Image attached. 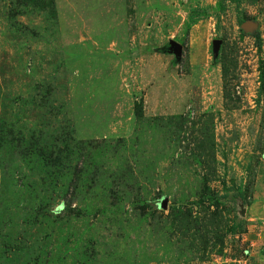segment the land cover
Returning a JSON list of instances; mask_svg holds the SVG:
<instances>
[{
	"label": "rangeland",
	"instance_id": "rangeland-1",
	"mask_svg": "<svg viewBox=\"0 0 264 264\" xmlns=\"http://www.w3.org/2000/svg\"><path fill=\"white\" fill-rule=\"evenodd\" d=\"M0 264H264V0H0Z\"/></svg>",
	"mask_w": 264,
	"mask_h": 264
},
{
	"label": "trees",
	"instance_id": "trees-1",
	"mask_svg": "<svg viewBox=\"0 0 264 264\" xmlns=\"http://www.w3.org/2000/svg\"><path fill=\"white\" fill-rule=\"evenodd\" d=\"M235 198H238L240 199L242 202H244V194L243 193H238L235 195ZM237 227V226H236ZM236 227H234L232 230L235 231L236 230Z\"/></svg>",
	"mask_w": 264,
	"mask_h": 264
},
{
	"label": "water",
	"instance_id": "water-1",
	"mask_svg": "<svg viewBox=\"0 0 264 264\" xmlns=\"http://www.w3.org/2000/svg\"><path fill=\"white\" fill-rule=\"evenodd\" d=\"M176 47V46H175ZM180 48L177 46V50H179Z\"/></svg>",
	"mask_w": 264,
	"mask_h": 264
}]
</instances>
